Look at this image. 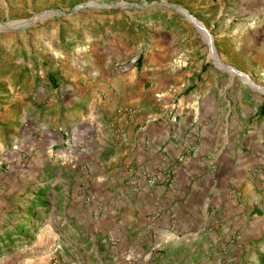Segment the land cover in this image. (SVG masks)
<instances>
[{"label":"rangeland","instance_id":"374dc122","mask_svg":"<svg viewBox=\"0 0 264 264\" xmlns=\"http://www.w3.org/2000/svg\"><path fill=\"white\" fill-rule=\"evenodd\" d=\"M242 2L0 0V264H114L109 255L122 256V263L115 264H264V234L250 240L248 251H229L234 235L226 243L218 241L207 253L200 252L201 243L206 242V236L214 230L212 226L219 224L221 218L222 225L232 226V221L240 224L243 217L249 220L255 215L253 219L263 225L264 206L258 196L248 201L240 194L236 199L238 212L232 215L224 211L219 218L217 210L208 205L210 198L197 199L192 207L195 218L189 236L202 241L189 247L179 241L167 247L159 239L154 241L152 226L164 223L166 218L169 233L159 235L180 238L171 232L178 227L175 215L164 214L166 218H162L161 210L145 217L127 237L112 236L109 218L104 216L100 218L102 232L93 236L88 229L100 220L95 221L90 214L95 210L92 190L98 188L95 183L92 186L90 165L97 153L105 160L111 158L109 146L121 139L111 126L112 136L106 139L105 147H100L96 131L86 123V104L82 108L72 104L70 94L71 79H83L78 71L86 68L88 60L104 47L118 50V66L128 69L132 65L135 80H142L145 70L154 67L150 52L155 35L164 33L172 38L173 52L162 66L193 74L190 86L180 84L174 89L171 104L175 110L181 99L189 103L191 95H202L204 78L217 74L223 80L220 94L226 100L229 96L240 98L235 113L225 109L217 114L224 131L220 153L232 158L240 147L243 152L254 150L264 142V111L259 112L264 105V51L263 43L258 52L247 45L242 32L250 25L264 23V0H252L250 14H246ZM177 9L185 11L203 28ZM229 35L234 36L233 47L222 44ZM255 52L256 58H252ZM149 88V84L144 86L145 91ZM232 103L233 100L234 107ZM225 105L224 102V108ZM127 106L131 105L119 109H132L134 113V105ZM147 109L149 114L159 113ZM185 112L183 108L182 113ZM133 113L122 116L124 124L131 125ZM233 114L238 115L237 120ZM181 116L179 113L177 118ZM124 124L120 127L123 135ZM235 129L239 144L233 146L230 134ZM256 130L251 136L257 141L245 146L242 136L246 138L247 133ZM195 148L196 144L190 143L182 155L191 158ZM214 167L209 169L217 177L226 175V165L223 174ZM258 168L253 167L249 173L260 174ZM231 173L241 180V171L236 172L234 166L228 177ZM231 187L227 189L233 191L235 185ZM109 189L112 188L99 191ZM236 194L228 192V196ZM181 201L179 198L176 203ZM229 201L226 195L222 196V202L230 205ZM206 218H212L213 223H207Z\"/></svg>","mask_w":264,"mask_h":264},{"label":"crops","instance_id":"0c3cea01","mask_svg":"<svg viewBox=\"0 0 264 264\" xmlns=\"http://www.w3.org/2000/svg\"><path fill=\"white\" fill-rule=\"evenodd\" d=\"M242 7H246V14H250L253 11L252 0H243ZM242 33L247 45L253 49L257 48L258 52L259 45L263 43L264 51L263 22L246 27ZM228 37L229 39L224 40L222 44L225 47H233L234 36L229 35ZM154 41L150 52L154 67L147 68L142 76L144 78L137 81L132 65L128 69L118 66L117 58L120 52L111 47H104L98 55L88 60L86 68L78 71L82 72L83 79L79 76L71 79V103L77 104L79 108H82V104H86L89 114L86 123L89 128L96 131L100 147H105L106 139L111 134V126L122 128V124L125 123L118 109L124 105H131L127 107L134 105L136 108L130 119L131 125L124 124L123 141L121 139L120 142H113L109 146V153L112 157L105 160L100 157V153H97L94 164L90 165L92 186L94 183V187L98 186L96 190H92L94 200L92 207L95 210L90 214L93 219L97 221L108 216L109 225L112 226L111 235L116 238L117 236L127 237L129 232L141 226L145 217L159 210L162 211V218H166L164 214L167 216L172 213L175 215L178 227L171 232L177 233L180 238L159 235V232L169 233L170 225L166 218V221L163 220L164 223L156 222L152 226L153 234H155L154 241L159 242L160 240L166 243L164 247L177 241L189 247L192 243L202 241L189 236L195 218L192 207L196 206L197 199L210 198L208 205L217 210L216 218H219L224 211L226 214L231 212L232 215L234 211L238 212L236 199L240 194L243 195L242 197H247L248 201L258 196L262 199L264 206V142L258 144L254 150L248 149L246 152H243L240 147L234 152L236 156L233 157L234 154H232V158H224L220 153L224 140L223 124L217 114L225 109L235 113L238 108L236 104L240 101L239 96L237 95L236 98L229 96L226 100L225 95L222 96L219 92L223 80L215 74L214 77L202 79L204 81L202 95H191L189 103L187 99H181V105H178L175 110L174 105L171 104L175 99L173 98L174 89L180 84L190 86L193 74L192 71L178 73L177 70H167L162 66V61L172 56L173 41L167 34L160 32H157ZM257 52L252 58H256ZM60 70L59 68V73L55 70V73L62 77ZM125 71L129 73L125 75ZM146 84L150 86L147 91L144 90ZM232 100L234 107H231ZM183 103L186 105L183 106ZM147 108L150 112L155 109L159 113L149 114L145 111L148 110ZM183 108L186 110L185 113H182ZM245 108L247 105L244 106V110ZM179 113L182 116L177 118ZM233 115L237 120L238 115ZM80 117L83 119L81 114ZM255 132L257 133L258 130L247 133L246 138L242 136L241 142L245 146L251 141V143L256 142L255 136H251ZM230 138L233 146L239 144L238 129L230 134ZM190 143H195L196 148L192 157L187 158L182 154ZM212 165L215 166L214 169L218 167L220 174H223L222 170L226 165V175L217 177V174H213L209 169ZM233 166L236 172L241 171V180H238L233 173L228 177L227 173L232 171ZM253 167H259L260 174L256 176L250 174L249 171ZM231 185H235L233 191L227 189V187L232 188ZM101 188L112 189L101 192L99 191ZM228 192H237V194L228 196ZM72 194L71 199H73ZM224 195L230 198V205L228 202H222ZM179 198L182 201L176 203ZM71 201L72 204L75 203ZM224 204L226 206L222 208ZM99 213L102 214L98 218L96 216ZM254 216L252 215L249 220L243 217L240 224L232 221V226L222 225L224 219L221 218L220 223L213 225L214 230L206 236L208 240L205 238L206 242L201 243L200 252L207 253L208 248L216 246L218 241L226 243L228 238L234 235L236 237L230 240L229 251H248L251 246L250 240L254 239V236L258 239L264 234V223L262 225L256 222L253 219ZM234 219L238 218L234 217ZM206 220L208 221L207 218ZM207 223L211 225L212 218ZM101 225L103 222L100 220L93 224L94 228L88 230L95 236L102 232ZM114 230L115 233H113ZM225 232L226 236L222 237ZM107 246L104 245L105 248ZM222 247L223 245H220V249ZM107 257L114 264L122 263V256L117 255L111 258L109 255Z\"/></svg>","mask_w":264,"mask_h":264},{"label":"built area","instance_id":"2783aa9c","mask_svg":"<svg viewBox=\"0 0 264 264\" xmlns=\"http://www.w3.org/2000/svg\"><path fill=\"white\" fill-rule=\"evenodd\" d=\"M118 113L121 115V116H130L132 113H133V110L132 109H119L118 110ZM130 118V117H129ZM113 132L115 133L116 137L119 138V139H122L123 137V134H122V129L118 126H113Z\"/></svg>","mask_w":264,"mask_h":264},{"label":"bare ground","instance_id":"6f19581e","mask_svg":"<svg viewBox=\"0 0 264 264\" xmlns=\"http://www.w3.org/2000/svg\"><path fill=\"white\" fill-rule=\"evenodd\" d=\"M179 11V10H178ZM184 14H186V13H184ZM188 16V15H187ZM189 17V16H188ZM191 22H193V23H195L196 24V22L194 21V20H192L191 18H188ZM207 38H208V35H207ZM211 55H212V57L214 58V59H216V56H215V54H214V51L212 50L211 51Z\"/></svg>","mask_w":264,"mask_h":264},{"label":"water","instance_id":"95a60500","mask_svg":"<svg viewBox=\"0 0 264 264\" xmlns=\"http://www.w3.org/2000/svg\"><path fill=\"white\" fill-rule=\"evenodd\" d=\"M179 10V11H178ZM177 12L179 13V14H181V12H184V13H186L185 11H183V10H180V9H177ZM186 15H188L187 13H186ZM189 16V15H188ZM190 17V16H189ZM191 19H193L192 17H190ZM194 20V19H193ZM195 21V20H194ZM196 22V21H195ZM200 27H202V25L199 23V22H196ZM203 28V27H202Z\"/></svg>","mask_w":264,"mask_h":264},{"label":"trees","instance_id":"16d2710c","mask_svg":"<svg viewBox=\"0 0 264 264\" xmlns=\"http://www.w3.org/2000/svg\"><path fill=\"white\" fill-rule=\"evenodd\" d=\"M264 111V105L261 106V108L259 109V112H263Z\"/></svg>","mask_w":264,"mask_h":264}]
</instances>
